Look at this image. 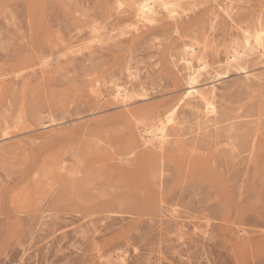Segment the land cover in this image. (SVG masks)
Here are the masks:
<instances>
[{
    "label": "rangeland",
    "instance_id": "1",
    "mask_svg": "<svg viewBox=\"0 0 264 264\" xmlns=\"http://www.w3.org/2000/svg\"><path fill=\"white\" fill-rule=\"evenodd\" d=\"M0 264H264V0H0Z\"/></svg>",
    "mask_w": 264,
    "mask_h": 264
},
{
    "label": "bare ground",
    "instance_id": "2",
    "mask_svg": "<svg viewBox=\"0 0 264 264\" xmlns=\"http://www.w3.org/2000/svg\"><path fill=\"white\" fill-rule=\"evenodd\" d=\"M119 94H125V93L121 91ZM208 103H209V102H208Z\"/></svg>",
    "mask_w": 264,
    "mask_h": 264
}]
</instances>
